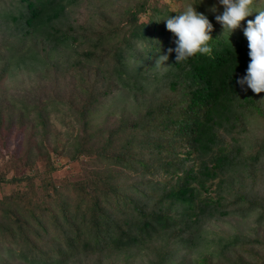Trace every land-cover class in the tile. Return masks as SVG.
<instances>
[{"label":"trees","instance_id":"1","mask_svg":"<svg viewBox=\"0 0 264 264\" xmlns=\"http://www.w3.org/2000/svg\"><path fill=\"white\" fill-rule=\"evenodd\" d=\"M161 1L0 0L2 145L25 131L0 264H264L260 237L209 245L230 216L264 221V93L238 83L256 13L228 36L219 0ZM189 4L212 52L177 63L165 20ZM156 48L166 70H146ZM57 156L81 170L56 178Z\"/></svg>","mask_w":264,"mask_h":264},{"label":"clouds","instance_id":"2","mask_svg":"<svg viewBox=\"0 0 264 264\" xmlns=\"http://www.w3.org/2000/svg\"><path fill=\"white\" fill-rule=\"evenodd\" d=\"M256 2L257 0H219L224 10L216 16V20L221 24L223 34L231 36L234 30L241 26L242 21L256 13L254 19L247 20V27L244 29L250 63L246 76L238 83L247 84L255 94H260L264 93V8H255ZM212 10L215 11V8ZM165 21L167 30L177 37L174 49L177 63L197 53L211 54L212 49L208 42L212 40L210 33L213 31V25L203 13L197 12L193 5H187L182 13ZM172 51L173 49H168L169 53ZM168 58V55L159 54L157 49L155 66L164 67L166 70L165 62Z\"/></svg>","mask_w":264,"mask_h":264},{"label":"rangeland","instance_id":"3","mask_svg":"<svg viewBox=\"0 0 264 264\" xmlns=\"http://www.w3.org/2000/svg\"><path fill=\"white\" fill-rule=\"evenodd\" d=\"M161 2L167 3L172 11L183 7L182 2L179 0H162ZM249 17H247L246 19H248ZM153 65L155 66V61H151L146 66V70H148ZM8 83L9 82L6 81L5 84H3L2 89L4 91L8 90L7 93L9 94L12 89L13 83ZM15 91L17 90L14 88V92ZM38 95L39 94L35 95L33 99L37 98ZM24 133L25 131L23 132V129L18 128L17 125H15L10 132H3V141H5L6 143V148L2 145L3 143L0 138V176L2 174H6L7 176H9L8 179H10L12 178V176H17L20 173L21 167L19 161L16 159L19 158V155L23 152L24 149ZM55 158L60 165V170L55 173L56 178L62 177L66 174H75L76 172H79L81 170V167L78 164L68 163L69 160L65 157L57 156ZM40 165L41 163L39 164V166ZM11 189V185H0V198L1 191L9 192ZM235 234L248 235L251 237L255 236L264 239V221L262 223H258L255 216L252 215L249 217H244L241 213H238L237 216H230L224 221L218 222L215 226H213L211 238H216V240L213 241V243L209 244L210 248L214 249L217 246V239L221 237L232 236Z\"/></svg>","mask_w":264,"mask_h":264}]
</instances>
